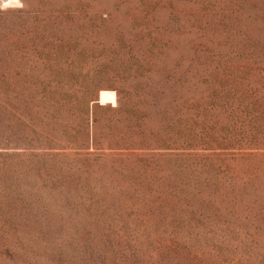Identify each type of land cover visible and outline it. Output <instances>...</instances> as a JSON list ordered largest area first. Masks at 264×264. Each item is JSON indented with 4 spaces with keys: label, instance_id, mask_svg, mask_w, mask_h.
Listing matches in <instances>:
<instances>
[{
    "label": "rangeland",
    "instance_id": "obj_1",
    "mask_svg": "<svg viewBox=\"0 0 264 264\" xmlns=\"http://www.w3.org/2000/svg\"><path fill=\"white\" fill-rule=\"evenodd\" d=\"M0 264H264V0H0Z\"/></svg>",
    "mask_w": 264,
    "mask_h": 264
}]
</instances>
